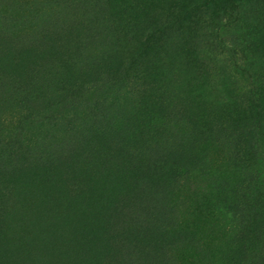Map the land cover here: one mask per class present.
Wrapping results in <instances>:
<instances>
[{
	"label": "rangeland",
	"instance_id": "rangeland-1",
	"mask_svg": "<svg viewBox=\"0 0 264 264\" xmlns=\"http://www.w3.org/2000/svg\"><path fill=\"white\" fill-rule=\"evenodd\" d=\"M119 1L68 0L56 14L20 1L17 23L0 13L4 84L26 52L13 91L23 125L0 145V264H176L168 252L178 248L199 253L193 264H264L263 148L237 154L256 133L264 139V114L239 98L250 82L264 94V0H242L250 7L223 36L194 8L210 0H135L138 24L109 29L97 67L93 10L104 4L121 21ZM168 13L171 29L153 43ZM13 24L32 32L14 37ZM11 106L0 107V141ZM69 107L90 115L63 119ZM227 212L241 215L229 217L239 230Z\"/></svg>",
	"mask_w": 264,
	"mask_h": 264
},
{
	"label": "trees",
	"instance_id": "trees-1",
	"mask_svg": "<svg viewBox=\"0 0 264 264\" xmlns=\"http://www.w3.org/2000/svg\"><path fill=\"white\" fill-rule=\"evenodd\" d=\"M20 1H23L25 3H34V4H44L45 5V11L49 12V14H56L57 11H59L60 9L62 10V6L63 5H67L68 0H5V5L3 6V8L0 10L1 15H3V17H5L6 15H8V19H12L14 21V23H17L18 21H21L23 19H26L25 16L23 14H18V15H11L10 14V10H12V7H14L13 5L19 3ZM120 4L122 5L124 11L117 13V15L119 16L118 18L121 19V21L116 20V18H114V15L112 14V12L109 11V13H101V9L104 7L103 5H99L96 9H94V18H99L101 17V19H97V21H95V19L92 21L91 24H95L97 23V27H101L99 28V36L96 40H99V45L93 47L91 46V52H90V57L88 60H92L95 59V66L99 67V64L102 65V61L103 58L106 57L109 53H110V45L105 44V40L109 39L111 37V34L109 33V31L113 28V27H117V28H122L125 30L126 29H131L132 26H135L138 24L137 22V18L136 16L141 12L142 8L140 7L139 3H135V0H120L119 1ZM228 2L231 3V7L234 9H226L224 11L225 8L230 7L228 5ZM245 5L248 8L250 7L247 3V1H242V0H210L206 3L203 4V6L201 5H196L194 8L198 9L199 7H202L203 9H205L208 12V19L207 21L210 22V25L213 27V31L215 29V33H218L220 35H224V31H226V29H228V25L230 23H234L237 20L236 14H237V10L241 9L242 6ZM46 14H43V17H45ZM51 16V15H50ZM170 15L169 13L166 15V17L164 18V20H162L160 22V24L158 25V29H157V33H150L147 38L150 39V41H152L153 43H157L158 40L160 39V35L159 33L163 32V31H169L171 29L172 26V21H169ZM187 18H191V17H187ZM18 20V21H17ZM191 20V19H190ZM1 21V20H0ZM169 21V22H168ZM234 24L229 25V27L233 26ZM16 28L19 27L18 24H13ZM166 26H168L166 28ZM20 28V27H19ZM96 28V27H95ZM111 28V29H110ZM110 29V30H109ZM32 31L29 29V27H24V28H20V29H14V37H20V36H28V34H30ZM221 37V36H219ZM7 35H5V30L3 28V26H0V44H2V47H6L7 46ZM158 44V43H157ZM222 44L224 46L228 45L225 42H222ZM227 47V46H226ZM25 50L22 49V52L19 53V57L17 59H14L11 63L12 68L9 70V73L12 74V76H15L17 78L14 77H9L7 79V84H4V80H0V107H5L6 104H10L13 105L11 106V108H9L10 111H14V114L12 115V127L11 129H9L7 131L6 134H3V130H1V139L2 141H0V145L5 144L6 146H9V144H11V140L13 139V137L10 135V133L12 132H16L17 130H19L22 125H23V116H22V109L18 106L19 100L17 97V94L13 91H20L19 86L20 85H24V80L19 78L20 76H22L23 74L25 75V66H26V62L24 59V54L26 52H24ZM228 51H229V55H231L234 59L236 58V51L233 48L228 47ZM237 64H239L237 62ZM104 65V63H103ZM240 65V64H239ZM237 69V67H235ZM228 74V73H227ZM229 75V74H228ZM79 83L83 84V81L79 80ZM248 86H250L248 88L247 91H241V94H239L240 96H245L244 98L239 97L241 100H243L242 103H245V98L247 100V98L249 97L250 101H249V113H261L264 114V94L262 96H260V94L257 92L256 90V86L254 85L253 82H250V84H248ZM4 90V93L2 94V91ZM92 97V95L90 96ZM238 97V95H237ZM89 98V97H88ZM99 99V98H98ZM241 103V104H242ZM97 104V103H96ZM96 104L94 103V106H96ZM63 115L62 118L63 119H70V117H73V120L76 119L78 122L79 121H86L88 119V116L90 114H87V111H80V112H72L74 114V116L70 115V107L69 108H65L64 110H62ZM57 115H59V113H57ZM72 120V121H73ZM74 122V121H73ZM258 134H255V138L253 140L256 141V144L251 145V140L248 139L247 141H245L244 145L242 146V148L240 149V151H238L237 154H243L246 153L248 154V152H253V154L260 153V150L263 148V152L260 153L263 155L264 153V139L260 138V135L257 136ZM257 136V137H256ZM258 142V143H257ZM259 149V151H258ZM257 150V151H256ZM234 153V152H233ZM244 158L246 157L245 155L243 156ZM232 159V158H231ZM249 157H246L245 160L243 161V166L246 167L247 163H248ZM250 175H253V172L249 173ZM254 181V179H253ZM249 183L244 184L242 187L243 193L245 197H248L249 193L251 194V188H252V182L248 181ZM251 198V197H250ZM253 206H255V203L252 204ZM222 217L228 218L229 217H241V215L237 214L236 216L232 213L227 212L226 214H224ZM244 225L243 221L240 219V221H238L236 219V221H230L229 223H227V227L230 226L231 231L234 232V230H239L242 226ZM211 244H206L205 246H203L202 250L203 251H210L211 250ZM188 250H191V247L188 248ZM183 250H179L178 249H172L171 254L168 252V255H171L177 259L176 264H193L195 262L198 261L199 259V253H191L188 256H182ZM194 251V250H192Z\"/></svg>",
	"mask_w": 264,
	"mask_h": 264
}]
</instances>
